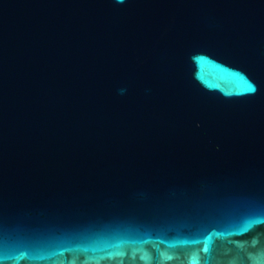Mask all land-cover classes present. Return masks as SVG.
<instances>
[{
	"label": "water",
	"instance_id": "1",
	"mask_svg": "<svg viewBox=\"0 0 264 264\" xmlns=\"http://www.w3.org/2000/svg\"><path fill=\"white\" fill-rule=\"evenodd\" d=\"M0 264H264V0H0Z\"/></svg>",
	"mask_w": 264,
	"mask_h": 264
}]
</instances>
